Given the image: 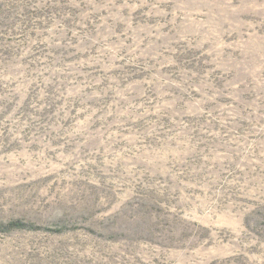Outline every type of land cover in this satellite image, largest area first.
I'll list each match as a JSON object with an SVG mask.
<instances>
[{
  "label": "rangeland",
  "instance_id": "374dc122",
  "mask_svg": "<svg viewBox=\"0 0 264 264\" xmlns=\"http://www.w3.org/2000/svg\"><path fill=\"white\" fill-rule=\"evenodd\" d=\"M16 218L0 264H264V0H0Z\"/></svg>",
  "mask_w": 264,
  "mask_h": 264
},
{
  "label": "trees",
  "instance_id": "16d2710c",
  "mask_svg": "<svg viewBox=\"0 0 264 264\" xmlns=\"http://www.w3.org/2000/svg\"><path fill=\"white\" fill-rule=\"evenodd\" d=\"M43 227H38L35 223L26 221L20 218L11 219L8 221H0V232L6 233L11 232L13 230H19V229H39ZM56 230H61L56 229Z\"/></svg>",
  "mask_w": 264,
  "mask_h": 264
}]
</instances>
